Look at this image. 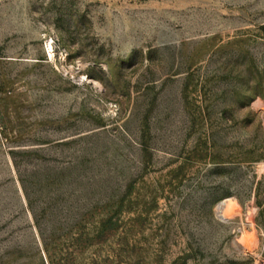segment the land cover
I'll list each match as a JSON object with an SVG mask.
<instances>
[{
  "label": "rangeland",
  "instance_id": "1",
  "mask_svg": "<svg viewBox=\"0 0 264 264\" xmlns=\"http://www.w3.org/2000/svg\"><path fill=\"white\" fill-rule=\"evenodd\" d=\"M0 264H264V0H0Z\"/></svg>",
  "mask_w": 264,
  "mask_h": 264
},
{
  "label": "bare ground",
  "instance_id": "2",
  "mask_svg": "<svg viewBox=\"0 0 264 264\" xmlns=\"http://www.w3.org/2000/svg\"><path fill=\"white\" fill-rule=\"evenodd\" d=\"M53 49V48H52ZM51 53H52V51H51ZM50 53V54H51ZM220 217L222 218V219H224V220H227V219H225L221 214H220ZM245 250V252H249V251H251V252H253V250L250 248V246L246 243V245H245V247H242V251H244Z\"/></svg>",
  "mask_w": 264,
  "mask_h": 264
},
{
  "label": "water",
  "instance_id": "3",
  "mask_svg": "<svg viewBox=\"0 0 264 264\" xmlns=\"http://www.w3.org/2000/svg\"><path fill=\"white\" fill-rule=\"evenodd\" d=\"M219 218H221V217H220V213H219ZM221 220L226 221V220H224V219H222V218H221ZM238 247L241 249V247H240L239 245H238Z\"/></svg>",
  "mask_w": 264,
  "mask_h": 264
}]
</instances>
